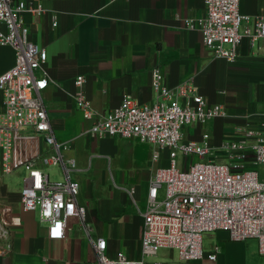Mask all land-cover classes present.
<instances>
[{"label": "crops", "instance_id": "obj_1", "mask_svg": "<svg viewBox=\"0 0 264 264\" xmlns=\"http://www.w3.org/2000/svg\"><path fill=\"white\" fill-rule=\"evenodd\" d=\"M22 1L40 3L45 10L39 16L23 13L22 20L28 39L46 52L48 83L41 99L55 139L67 145L64 156L76 161L73 177L79 183L77 202L85 207V224L68 217L63 237L51 238L37 210L20 208L21 183L13 177L20 172L23 177L25 171L0 173V203L13 206L10 251L0 264H91L95 256L88 236L105 239L108 257L123 253L140 258L141 212L149 178L155 169L168 166L167 152L154 161L151 144L85 134L92 120L83 118L72 99L76 77L84 78L81 90L99 115L116 107L124 96L140 105L153 103V68L160 70L167 87L188 81L207 104L223 107L225 115L184 126L182 139L203 143L202 136L207 135L205 141L216 147L225 140H244L246 130L257 129L264 121V39L253 46L243 39L233 62L213 57L203 47L199 31L183 24V19L204 14L201 0ZM239 10L264 15V0H239ZM0 50L8 54L0 60L1 74L12 66L13 50L9 46ZM163 160L167 165L159 164ZM215 161L225 160L219 155ZM203 234L209 239L204 247ZM203 234V257L197 264H264V256H253L249 248L257 252L254 238L231 241L222 230ZM214 251L215 260L209 261L206 255Z\"/></svg>", "mask_w": 264, "mask_h": 264}, {"label": "built area", "instance_id": "obj_2", "mask_svg": "<svg viewBox=\"0 0 264 264\" xmlns=\"http://www.w3.org/2000/svg\"><path fill=\"white\" fill-rule=\"evenodd\" d=\"M201 1L204 14L183 19V24L199 31L203 47L213 57L233 62L243 39L250 46L264 39V15L241 13L239 0ZM44 11L40 3L0 0V46L13 50L12 66L0 74V173L25 171L20 208L37 210L51 238L59 240L68 217L75 216L85 224V207L77 202L76 161L64 156L67 145L55 139L41 99L48 83L46 52L28 39L22 20L23 13L39 16ZM51 19L55 27V14ZM83 83L82 76L76 77L72 99L83 118L92 120L85 134L94 139L134 138L154 147L152 160H158L162 151L168 156V166L155 169L149 178L141 212V257L130 259L123 253L108 257L105 239L88 236L95 256L91 264H161L143 259L160 248L175 249L180 261L197 262L203 257L202 233L217 230L225 231L231 241L254 238L257 253L264 256V180L255 169L264 167V121L257 129L246 130L244 140H225L213 147L205 141L207 135L202 136L203 143L182 139L184 126L225 115L223 107L207 104L188 81L167 87L160 70L153 68V103L140 105L124 96L102 115L85 99ZM178 154L184 163L190 156L195 159L180 170L176 167ZM219 155L223 163L215 161ZM47 166L58 167L60 178H51ZM12 207L0 203V258L10 251ZM85 229L87 232V225ZM206 258L214 261L215 251Z\"/></svg>", "mask_w": 264, "mask_h": 264}, {"label": "rangeland", "instance_id": "obj_3", "mask_svg": "<svg viewBox=\"0 0 264 264\" xmlns=\"http://www.w3.org/2000/svg\"><path fill=\"white\" fill-rule=\"evenodd\" d=\"M8 57V54H6L4 51L0 50V60L4 61L6 60V58ZM177 164L176 167L180 170L185 168V164H184V159L181 157V155H177ZM159 164H163V165H167V162L165 163V160H163L161 163L159 162ZM158 164V165H159ZM46 171L49 172V175L51 178H60V171L58 167L55 166H47L45 167ZM256 171L258 173V178L259 179H263L264 180V167L263 166H257ZM18 173V172H17ZM22 173L20 172V174L18 175H14V181L15 183L19 184L21 183V179H22ZM203 234V233H202ZM209 239L205 238V235H202V246L204 247L206 245V243L208 242ZM250 249H252V255L253 256H257L260 257V255H258V253L256 252V250H253L252 246H249ZM144 261L149 262V263H161V264H197V262L195 261H191V262H185V261H180L178 256H177V252L175 249H165V248H160L157 250V253L154 256H144L143 257Z\"/></svg>", "mask_w": 264, "mask_h": 264}]
</instances>
